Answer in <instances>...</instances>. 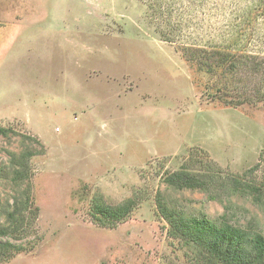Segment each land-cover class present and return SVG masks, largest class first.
<instances>
[{"label": "rangeland", "instance_id": "obj_1", "mask_svg": "<svg viewBox=\"0 0 264 264\" xmlns=\"http://www.w3.org/2000/svg\"><path fill=\"white\" fill-rule=\"evenodd\" d=\"M250 1L0 0V264H191L159 198L213 220L228 207L264 234L263 205L227 179L264 181V103L230 104L264 89ZM244 19L238 40L218 36ZM198 164L221 171L216 198L164 182ZM97 199L132 209L102 226Z\"/></svg>", "mask_w": 264, "mask_h": 264}, {"label": "trees", "instance_id": "obj_2", "mask_svg": "<svg viewBox=\"0 0 264 264\" xmlns=\"http://www.w3.org/2000/svg\"><path fill=\"white\" fill-rule=\"evenodd\" d=\"M148 1L157 4L159 0ZM172 1L175 0H171V4ZM181 1L182 0H178V2ZM263 2L264 0H251L249 5L246 6L247 9H243L241 12L247 17L246 19H248V12L255 10L256 6L261 5L263 10ZM171 4L169 3L168 5ZM168 16L171 18V15ZM244 21L245 19L240 23L235 22L225 25V27H230L224 31L222 30L223 32L218 33V36L221 35V38L224 39L228 34L229 36H233L232 38H235V40H238L241 37L239 25L244 23ZM181 25L183 24L181 23ZM181 25L173 23L172 30L181 32L182 34V31L186 27H182ZM183 26H185V24ZM221 38H219V40H222ZM211 53L218 57L217 66L219 70L226 71L227 73H232V71H234L236 65L235 58L238 57L236 54H230L225 49L211 51ZM222 76H224L225 79L231 77L223 74ZM220 101L227 102L228 100L222 97ZM230 102H232L230 104L235 106L245 102L254 104L258 102L264 103V89L261 92L258 90L253 91L249 93L248 96L241 95L240 97L239 94L238 98L236 97ZM227 103L229 104V102ZM7 132L5 127L0 126V135L4 136ZM198 166L202 167V169H197V171L196 169H189L183 166L181 169L169 173L164 182L169 187L177 190L197 189L216 198L212 195V183L217 178H221V171L212 167L205 168L203 164H198ZM227 179L234 191L246 192L255 204L263 205L264 208V181H248L246 178H243L242 175H230ZM132 202L133 201L130 199L121 204L109 205L103 200L97 199L93 202L92 206L93 216L96 222L102 226L110 222L121 221L131 211ZM157 206L158 214L168 225L167 233L171 238L177 240L179 242L178 244L184 248L185 256L189 259L191 264H264V234L251 224L241 225L237 221L233 222L230 220V217L233 215L231 209L228 207H225L220 219L213 220L205 214H187L173 207H168L162 200L160 201V198L157 201ZM15 212L14 210L12 213L10 212L8 218H12ZM2 249L6 250V247L5 244L0 241V251Z\"/></svg>", "mask_w": 264, "mask_h": 264}]
</instances>
